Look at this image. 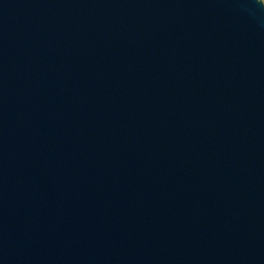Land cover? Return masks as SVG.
<instances>
[{"label": "water", "instance_id": "1", "mask_svg": "<svg viewBox=\"0 0 264 264\" xmlns=\"http://www.w3.org/2000/svg\"><path fill=\"white\" fill-rule=\"evenodd\" d=\"M0 264H264V6L0 0Z\"/></svg>", "mask_w": 264, "mask_h": 264}, {"label": "clouds", "instance_id": "2", "mask_svg": "<svg viewBox=\"0 0 264 264\" xmlns=\"http://www.w3.org/2000/svg\"><path fill=\"white\" fill-rule=\"evenodd\" d=\"M255 2L261 6H264V0H255Z\"/></svg>", "mask_w": 264, "mask_h": 264}]
</instances>
